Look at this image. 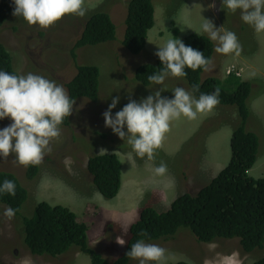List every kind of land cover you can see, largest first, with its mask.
I'll return each mask as SVG.
<instances>
[{
    "label": "rangeland",
    "instance_id": "obj_1",
    "mask_svg": "<svg viewBox=\"0 0 264 264\" xmlns=\"http://www.w3.org/2000/svg\"><path fill=\"white\" fill-rule=\"evenodd\" d=\"M103 1L86 0L87 14L100 9ZM127 1L113 0L107 4L106 10L116 26L113 43L75 51L79 64L93 65L99 70V99L95 103L76 101L69 125L61 128L60 137L50 144L52 150L39 165L36 178H27V167L18 164L14 155L7 160L0 157V171L14 174L28 191L21 210L23 216L30 217L40 202L68 208L88 226L89 246L108 260L115 259L123 250L124 244L118 242L128 237L129 228L138 220L142 207L167 211L178 196L196 194L229 163L231 135L239 123L235 106L218 104L214 114L194 121L183 117L173 121L154 161H148L146 156L139 158L126 141L105 127L103 118L117 96L120 100L112 110L113 116L123 102L130 99L140 102L159 89H164L161 96L168 99H174L176 87L190 91L182 78L169 76L163 85L143 86L135 81L134 73L143 64H153L159 47L172 37L184 44L192 35L208 37L201 27L203 19L212 21L217 29L223 27L234 32L242 45L241 55L235 59L234 54L216 53L217 42L212 41L214 54L209 70L214 72L211 77L229 90L230 79L224 68L233 60L242 69L240 81L254 80L247 101L250 115L246 130L257 135L259 148L248 176L264 178V33H257L244 23L239 10L229 11L223 0H152L154 26L147 33L144 50L131 55L121 47ZM85 17L65 16L50 28L41 29L38 25L29 26L22 17L12 14L2 26L0 42L9 51L15 72L41 75L66 89V83L76 74L71 50L81 34ZM206 74L204 70L203 79ZM11 123L10 118L0 120V130ZM94 132L107 138L100 142ZM94 153H115L121 162V186L111 200L102 197L86 172L88 157ZM161 161L167 165V172L162 176L154 171ZM5 208L0 203V264H91L87 255L75 249L58 257L32 255L22 242L20 218L14 216L9 221L3 215ZM149 243L167 250V264H253L264 258V245L248 254L241 251L237 238L202 243L187 228L179 229L170 239ZM131 264L139 262L134 260Z\"/></svg>",
    "mask_w": 264,
    "mask_h": 264
},
{
    "label": "trees",
    "instance_id": "obj_2",
    "mask_svg": "<svg viewBox=\"0 0 264 264\" xmlns=\"http://www.w3.org/2000/svg\"><path fill=\"white\" fill-rule=\"evenodd\" d=\"M112 1L104 0L100 9L86 15L81 34L71 50L76 74L65 86L70 98L75 101L83 99L95 103L99 99V70L93 65L79 64L75 51L88 46L111 44L116 40V26L106 10L107 4ZM14 8L13 0H0V34ZM124 21L125 32L121 47L129 54L137 55L144 50L147 33L154 26L152 0H128ZM185 45L200 51L205 58L212 59L214 45L208 37L192 35ZM162 67V62L155 56L153 64H143L136 68L134 79L143 86H150L152 83L148 81V76L160 72ZM0 71L18 75L13 68L9 51L1 42ZM185 71L187 76L182 79L188 89L191 91L194 85H199V92L194 93L197 98L201 93H213L218 87L219 104L237 108L239 123L232 131L228 165L196 194L184 193L178 196L165 212H159L151 206L142 207L138 220L129 228L123 250L113 260L104 258L89 246L88 226L66 207L40 202L30 217L23 216L21 210L28 198V191L14 174L0 171V185L6 179L16 185V195L13 197L0 193V203L17 210L15 216L21 221L22 242L32 255L58 257L75 249L87 255L91 264H131L134 259L127 257L126 253L132 244L140 239H144L146 243L167 240L181 228L189 229L202 243L237 238L241 251L248 254L263 247L264 178L254 179L248 176V171L257 159L259 148L257 135L246 130L250 115L247 101L254 80L240 81L238 76L229 74V90L216 78L209 76L203 79V68L195 71L185 68ZM128 102H123L119 111ZM69 121L70 117L65 118L60 128H66ZM94 134L100 142L107 138V135L99 132ZM38 172L39 165H29L26 176L34 179ZM86 172L104 199L111 200L117 196L121 186V162L115 153L90 155ZM141 232H146L147 235L141 236ZM253 264H264V258Z\"/></svg>",
    "mask_w": 264,
    "mask_h": 264
},
{
    "label": "clouds",
    "instance_id": "obj_3",
    "mask_svg": "<svg viewBox=\"0 0 264 264\" xmlns=\"http://www.w3.org/2000/svg\"><path fill=\"white\" fill-rule=\"evenodd\" d=\"M13 3L15 17H22L29 26L38 25L41 29L50 28L65 16L82 18L88 12L86 0H13ZM223 5L233 13L239 10L244 23L257 33H264V0H223ZM203 20V32L211 41L217 42L216 53L241 55L242 45L234 32L223 27L217 29L212 21ZM155 55L163 65L160 72L148 76V81L155 85H163L169 76L186 77L185 68L208 71L212 65L211 59L205 58L203 53L173 37L159 47ZM163 91L159 89L140 102L130 99L113 116L112 110L120 100L117 96L103 113L105 127L126 141L139 158L146 156L148 161L155 160L173 121L182 117L194 121L200 116L214 114L213 110L220 103L218 87L211 94L201 93L198 98L194 93L199 92V85H194L191 91L176 87L174 99L162 97ZM75 103L64 86L54 80L33 73L14 75L0 71V120L10 118L13 121L0 130V157L7 160L14 155L15 161L24 167L40 165L52 150L50 144L60 137V126L72 115ZM154 171L162 176L167 172V165L161 161ZM0 193L14 197L15 183L4 180ZM16 211L7 207L3 215L10 221ZM140 235L146 236L147 233L141 232ZM118 243L123 245L125 241ZM166 253L167 250L159 245L140 239L131 245L126 256L138 260L139 264H167Z\"/></svg>",
    "mask_w": 264,
    "mask_h": 264
},
{
    "label": "crops",
    "instance_id": "obj_4",
    "mask_svg": "<svg viewBox=\"0 0 264 264\" xmlns=\"http://www.w3.org/2000/svg\"><path fill=\"white\" fill-rule=\"evenodd\" d=\"M235 59H237V58L235 57ZM224 71L226 72L227 75L229 74V72H232L234 75L237 74L239 77V76H241L242 69H241L239 63L233 60V63L231 65L224 68ZM207 73L209 76H212L214 74L213 70H209V71H207ZM208 75H207V77H209Z\"/></svg>",
    "mask_w": 264,
    "mask_h": 264
},
{
    "label": "built area",
    "instance_id": "obj_5",
    "mask_svg": "<svg viewBox=\"0 0 264 264\" xmlns=\"http://www.w3.org/2000/svg\"><path fill=\"white\" fill-rule=\"evenodd\" d=\"M229 74H233V73H232V72H229ZM229 74H228V75H229ZM235 75L238 76L237 74H235Z\"/></svg>",
    "mask_w": 264,
    "mask_h": 264
}]
</instances>
